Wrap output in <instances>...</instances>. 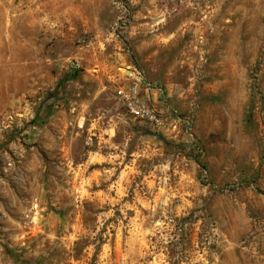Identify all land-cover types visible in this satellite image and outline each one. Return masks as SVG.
Instances as JSON below:
<instances>
[{"label": "rangeland", "instance_id": "1", "mask_svg": "<svg viewBox=\"0 0 264 264\" xmlns=\"http://www.w3.org/2000/svg\"><path fill=\"white\" fill-rule=\"evenodd\" d=\"M16 258L264 264V0H0V264Z\"/></svg>", "mask_w": 264, "mask_h": 264}, {"label": "built area", "instance_id": "2", "mask_svg": "<svg viewBox=\"0 0 264 264\" xmlns=\"http://www.w3.org/2000/svg\"><path fill=\"white\" fill-rule=\"evenodd\" d=\"M148 85V84H147ZM159 97L162 96V89H158ZM130 113L141 120L148 121L149 123H155L158 125L160 119L153 113V111L147 105L143 104H129ZM176 126L174 125L173 128Z\"/></svg>", "mask_w": 264, "mask_h": 264}, {"label": "trees", "instance_id": "3", "mask_svg": "<svg viewBox=\"0 0 264 264\" xmlns=\"http://www.w3.org/2000/svg\"><path fill=\"white\" fill-rule=\"evenodd\" d=\"M77 76V70L75 68H73L69 73L64 74L57 83V89L56 92H54L53 97L57 98L60 94V88L63 87V85L67 82V81H71L74 80ZM39 117V113L37 112L35 115V118L37 119ZM9 251V250H8ZM9 253L11 254V252L9 251ZM13 255V254H11ZM16 260L20 263V264H30L28 261L21 259V258H16Z\"/></svg>", "mask_w": 264, "mask_h": 264}, {"label": "bare ground", "instance_id": "4", "mask_svg": "<svg viewBox=\"0 0 264 264\" xmlns=\"http://www.w3.org/2000/svg\"><path fill=\"white\" fill-rule=\"evenodd\" d=\"M127 74V73H126Z\"/></svg>", "mask_w": 264, "mask_h": 264}]
</instances>
